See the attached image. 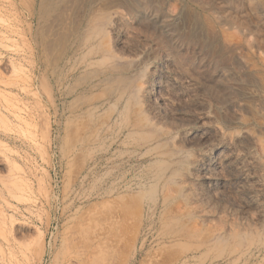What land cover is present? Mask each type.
Masks as SVG:
<instances>
[{
  "label": "rangeland",
  "instance_id": "obj_1",
  "mask_svg": "<svg viewBox=\"0 0 264 264\" xmlns=\"http://www.w3.org/2000/svg\"><path fill=\"white\" fill-rule=\"evenodd\" d=\"M0 264H264V0H0Z\"/></svg>",
  "mask_w": 264,
  "mask_h": 264
},
{
  "label": "bare ground",
  "instance_id": "obj_2",
  "mask_svg": "<svg viewBox=\"0 0 264 264\" xmlns=\"http://www.w3.org/2000/svg\"><path fill=\"white\" fill-rule=\"evenodd\" d=\"M173 18H172V16L171 15H169V16H166V18H165V22H170L171 20H172ZM153 68V67H152ZM224 70V69H223ZM224 72V71H223ZM152 83H150V85H151ZM161 87V86H160ZM168 87V86H167ZM148 90H149V88H148ZM158 90V89H157ZM151 91V90H150ZM153 92V91H152ZM147 93H149V91L147 92ZM151 96V95H150ZM145 97V96H144ZM165 99V98H164ZM160 100H162V99H160ZM158 108H159V106H158ZM171 118V117H170ZM190 126V125H189ZM186 133V132H185ZM201 137V136H200ZM223 151H224V149H223ZM219 154H221V153H219ZM206 156V155H205ZM209 157V156H208ZM228 160H229V158H228ZM219 161V160H218ZM202 162V161H201ZM216 162V160H211V162L209 163V164H207V165H211L212 163H215ZM198 164V163H197ZM206 164H202L200 167H198V169H196V170H198V171H201L202 172V175H200V177H199V179H201L202 181H204V182H207L210 186H211V188L212 187H217L218 185H220V184H222L221 183V181H220V179H219V177L218 178H215V174H213V172H210L209 170H208V166H207ZM217 165V164H216ZM192 170V169H191ZM192 172V171H191ZM195 172V171H194ZM194 174V173H193ZM196 174V173H195ZM216 177H217V175H216ZM224 181V180H223ZM225 185V184H224ZM213 188V189H214ZM210 189V188H209ZM219 191V190H218ZM214 192V191H213ZM215 194H216V192H215Z\"/></svg>",
  "mask_w": 264,
  "mask_h": 264
}]
</instances>
